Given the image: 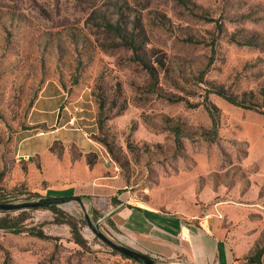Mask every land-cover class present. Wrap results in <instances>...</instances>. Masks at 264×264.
Instances as JSON below:
<instances>
[{"label":"rangeland","instance_id":"374dc122","mask_svg":"<svg viewBox=\"0 0 264 264\" xmlns=\"http://www.w3.org/2000/svg\"><path fill=\"white\" fill-rule=\"evenodd\" d=\"M105 12L136 35L154 77L105 25ZM216 87L264 104V0H0L2 201L39 197L41 184L8 185L6 177L23 138L57 134L59 126L97 142L118 191L143 203L205 216L210 195L242 200L233 190L245 192L264 177V114L228 102ZM205 99L217 107L214 114ZM53 151L63 153L62 142ZM85 204L105 232L128 244L109 218L101 219L104 202ZM57 208L63 213L0 211L22 230H0V264H144L96 236L79 202ZM261 216L249 215L253 223L222 218L234 231L227 233L233 248L244 245L233 264H256L248 256L264 247ZM56 218L77 223L78 237ZM154 256L160 264L189 263L181 253Z\"/></svg>","mask_w":264,"mask_h":264},{"label":"crops","instance_id":"0c3cea01","mask_svg":"<svg viewBox=\"0 0 264 264\" xmlns=\"http://www.w3.org/2000/svg\"><path fill=\"white\" fill-rule=\"evenodd\" d=\"M63 129L59 126L53 130L57 134L23 138L15 149L16 162L6 177L7 184L25 183L33 188L41 184L43 191L35 190L39 195L66 190L89 196L92 203L102 201L108 210L101 219L109 218L128 239V245L143 252L166 256L181 253L194 264H233L234 254L244 250V245L236 243L233 248L227 233L234 231L223 226L222 218L253 223L249 215H264V177L255 178L245 192L234 189L232 193L241 196L240 201L216 198L214 192L209 197V201L214 200L209 204L212 213L205 216H187L143 203L128 192L118 191L121 187L108 173V160H101L105 156L97 142L79 133L65 135ZM54 142H62L65 151H53ZM91 154L95 156L92 163ZM263 220L261 216L260 223Z\"/></svg>","mask_w":264,"mask_h":264},{"label":"trees","instance_id":"16d2710c","mask_svg":"<svg viewBox=\"0 0 264 264\" xmlns=\"http://www.w3.org/2000/svg\"><path fill=\"white\" fill-rule=\"evenodd\" d=\"M102 18L104 19L105 25L109 28V30L113 31L114 34L123 42L124 45H126L127 47H129L130 49L133 50L135 56L138 57L140 62L146 66L148 71L151 73L152 77H154L155 76L154 68L147 65L145 59L142 58L140 55V46H139V43L137 42L136 35L134 33L128 32L127 29L122 28L121 23L118 20V18L115 19L112 15H110L106 12L103 14ZM213 51H214V48H213ZM214 92H216L218 95L222 96L224 99H226L228 102H230L234 105L240 106V107L245 108V109L256 110V111L264 114V109H263L264 104L262 103L261 100H259V98H254V99L250 100L249 102H247V101L245 102V101H242L241 99H239L238 97H235V96L229 94L223 87L214 88ZM204 105L206 106V108L208 110L211 111V114H214L215 111L217 110V107L215 106V104L210 102L208 99H205ZM213 118L215 119L216 115H213ZM215 129H216V125H215ZM179 133H180V135L182 134L181 131H179ZM183 135L187 136L188 134L185 133ZM213 135H215V134H213ZM213 135L205 134V137L207 139H212V138H214ZM20 192L22 194H25V193H28L29 191L24 190V191H20ZM36 195H39V194H36ZM6 199H8V196L6 194H1L0 201L6 200ZM57 207H58V205H52L50 207H45V208L52 209L55 211H59L60 213H63L61 210H58ZM8 215H9V213H7V215L4 217H0V230H8V231H12L15 233L22 231L21 228L16 223V221L10 219L8 217ZM56 221L61 222V223H63V222L69 223L72 227L74 234H76L78 237L77 223H75L72 220H61L60 218H56ZM29 231L32 235L40 237V238H51V236L47 235L43 230H37L35 228H31V230H29ZM77 241H78V239H77ZM263 256H264V247L258 249L253 255H249L248 260L251 263L262 264Z\"/></svg>","mask_w":264,"mask_h":264},{"label":"water","instance_id":"95a60500","mask_svg":"<svg viewBox=\"0 0 264 264\" xmlns=\"http://www.w3.org/2000/svg\"><path fill=\"white\" fill-rule=\"evenodd\" d=\"M73 201H77L83 208L84 211V219L86 220L89 227L93 230V232L98 236L106 245L113 248L117 252L133 258L137 261H140L144 264H160L158 259L149 253L143 252L139 249H136L133 246L125 244L119 240H116L112 236H110L107 232H105L99 223L96 221L93 216L89 213L86 208L85 201H89L90 197L86 195H70V196H51V195H39V197L34 199H27L22 201H0V211L1 212H11V211H21L28 210L33 208H45L50 207L52 205H61V204H69ZM187 264H194L189 262Z\"/></svg>","mask_w":264,"mask_h":264}]
</instances>
